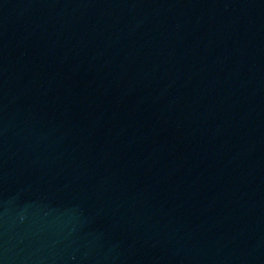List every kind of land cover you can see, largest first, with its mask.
<instances>
[{"label": "water", "instance_id": "obj_1", "mask_svg": "<svg viewBox=\"0 0 264 264\" xmlns=\"http://www.w3.org/2000/svg\"><path fill=\"white\" fill-rule=\"evenodd\" d=\"M0 264H264V0H0Z\"/></svg>", "mask_w": 264, "mask_h": 264}]
</instances>
